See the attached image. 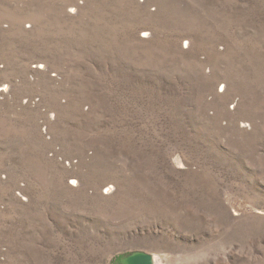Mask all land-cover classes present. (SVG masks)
Masks as SVG:
<instances>
[{
	"label": "rangeland",
	"instance_id": "rangeland-1",
	"mask_svg": "<svg viewBox=\"0 0 264 264\" xmlns=\"http://www.w3.org/2000/svg\"><path fill=\"white\" fill-rule=\"evenodd\" d=\"M6 85L0 264H264V0H0Z\"/></svg>",
	"mask_w": 264,
	"mask_h": 264
},
{
	"label": "water",
	"instance_id": "water-1",
	"mask_svg": "<svg viewBox=\"0 0 264 264\" xmlns=\"http://www.w3.org/2000/svg\"><path fill=\"white\" fill-rule=\"evenodd\" d=\"M112 264H156L155 255L144 250H132L117 254Z\"/></svg>",
	"mask_w": 264,
	"mask_h": 264
},
{
	"label": "built area",
	"instance_id": "built-area-1",
	"mask_svg": "<svg viewBox=\"0 0 264 264\" xmlns=\"http://www.w3.org/2000/svg\"><path fill=\"white\" fill-rule=\"evenodd\" d=\"M34 69H40V70H43V66L40 65V66H34ZM30 79H34L33 76H30ZM8 92V85L6 86H0V98L1 100H3L5 98V95L7 94ZM68 165H70V163H68ZM105 193L107 194V191L105 190Z\"/></svg>",
	"mask_w": 264,
	"mask_h": 264
},
{
	"label": "bare ground",
	"instance_id": "bare-ground-1",
	"mask_svg": "<svg viewBox=\"0 0 264 264\" xmlns=\"http://www.w3.org/2000/svg\"><path fill=\"white\" fill-rule=\"evenodd\" d=\"M108 190H110V189H108ZM154 255H155V259H156V264H161L160 263V256H158L157 254H154Z\"/></svg>",
	"mask_w": 264,
	"mask_h": 264
}]
</instances>
